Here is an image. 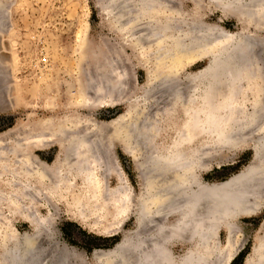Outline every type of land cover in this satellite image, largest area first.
<instances>
[{
	"label": "bare ground",
	"instance_id": "6f19581e",
	"mask_svg": "<svg viewBox=\"0 0 264 264\" xmlns=\"http://www.w3.org/2000/svg\"><path fill=\"white\" fill-rule=\"evenodd\" d=\"M115 1L110 0V6L119 4L120 8L117 11H114L115 7L109 9L112 16L108 19L110 23H121V28L126 27L125 32L139 34L138 43L145 41L154 46L148 63L156 60L160 67V63L166 64L163 67L168 70L163 68L165 72L160 70L152 78L154 86L165 89L163 99L160 98L163 102L157 104L154 111L152 108L149 111L141 106L140 101L132 99V107L126 114L112 122H118L120 129L114 136L113 131L109 133L107 130L109 124H93L92 119L79 116L77 111H90L97 101L98 105H110L117 100V95L113 100L111 95L118 86L113 81L108 82V75L98 83L93 81V76L84 75L85 83H81L77 98L72 91V98L65 107L71 114L68 121L64 120L57 127L39 129L23 146L19 143V147L18 144H11L9 148H0V182L3 184L0 183V231L10 230L11 218L6 215L13 213L31 217L33 226L43 225L45 217L42 220L36 216L34 208L40 196L49 200L72 195L77 213L82 215L88 210L89 201L94 200L93 194L95 197L99 194L102 204L97 206L100 208L114 198L119 203L118 210L112 215L116 217L127 213L133 201L138 232L126 234L114 249L97 251L94 257L102 264H230L243 245L241 243L234 248L235 239L232 240V237H236V219L253 217L264 209V68L256 65L253 68L255 61H248L252 57L248 55L249 51L254 55L255 43L244 35L220 40L219 30L212 37L214 30L199 23L196 17L193 21L183 14L158 18L153 13L163 9V0ZM171 1L168 0L170 5ZM214 1L222 9L228 7L229 10L225 11L241 24L263 23L264 0ZM4 6L0 2V18L5 13ZM192 48H210L211 62L200 72L181 77L180 69L176 68L181 60L177 64L176 60H179L178 55L187 54ZM256 78L260 82L255 88L257 93L252 107L249 110L235 109V103L232 107L233 99L241 97L242 89H246L247 84L251 86V80ZM122 79L120 77V81ZM122 87L117 89L120 91ZM147 95L148 91L144 96ZM156 99L153 97L154 103ZM165 106L172 111L179 107L181 114L180 118L174 116L170 147H160L155 143L157 128L161 125L158 116L163 115ZM113 140L128 146H123L124 152L136 157L132 156V159L141 182V193L136 203L126 185H121L123 181L119 180L120 184L112 190L107 187V182L102 185L111 171L112 161L108 163V160ZM248 141H251L250 147L254 152L250 166L226 181L213 184L202 182L198 173L207 167L206 159L211 157L212 152L233 151L246 146ZM53 145L57 146L54 153L49 151ZM37 151L42 156H38ZM50 157L51 162L44 160ZM99 168L104 170L101 177ZM78 183L83 186L81 196H76L75 192ZM83 195L86 200H82ZM17 202L20 208L14 210L12 205ZM1 222L6 226L3 229ZM113 222H117L116 218ZM152 222L155 224L148 234V224ZM220 228L226 231L229 246L233 241L231 246L234 250L228 251L230 247H223L217 241ZM259 231L262 235L251 247L244 264H264V230ZM39 234L41 232L36 231L34 235L18 238L8 231L6 239L0 240V264H51L54 249L42 256L43 261L38 260V256L45 252L38 248L42 239ZM175 240L187 244V249L179 257L172 250ZM66 249L55 255V264H69L70 251Z\"/></svg>",
	"mask_w": 264,
	"mask_h": 264
},
{
	"label": "rangeland",
	"instance_id": "374dc122",
	"mask_svg": "<svg viewBox=\"0 0 264 264\" xmlns=\"http://www.w3.org/2000/svg\"><path fill=\"white\" fill-rule=\"evenodd\" d=\"M0 2L6 5L4 6L5 13H2L3 16L1 15L0 18V148H9L11 144H18V147L20 144L23 146L39 129L57 127L61 122L63 124L64 120L68 121L71 114L65 107L72 98V91L75 92L77 98V92H79L81 83H85L86 76H93V81L100 82L101 78L108 75L106 78L110 79L109 83L113 81L117 84V88L123 86L120 91L117 88L112 90V100L116 95L117 100L110 105H98L97 101L90 111L84 109L77 111L79 116L92 119L93 124H109L107 130L109 133L113 131L114 136L119 133L120 129L118 122L113 124L112 122L126 114L130 106L132 107L133 103H130L132 99L140 101L141 106L147 107L149 111L151 108L154 111L157 104H161L160 98L165 89L162 86L158 88L154 86L155 80L152 78H155L160 70L163 71L166 64L160 63L162 66L160 67L155 58V61L148 63L147 60H150L154 46H150V43L145 41L138 43L139 34L130 35L125 32L126 27L121 28V23H110L108 19L112 16H110L109 9L115 7L114 11H117L120 8L119 4L111 7L110 0H0ZM171 2L170 5L168 0H163V9H157L153 14L158 18H164L168 14L172 17H179L183 14L189 21H193L196 17L199 23L214 30L212 37H215L214 35H217V30H219L220 40L223 41L231 39L230 37L236 39L240 35L247 36L255 43L254 48L256 47L253 51L255 56L249 51L248 55H251L252 59L249 58L248 61H255L252 63L253 68L255 65L264 68V18L263 23L241 24L235 16L225 11L229 10L228 7L222 9L214 0H172ZM169 5L173 6L172 13ZM210 47H212L211 44ZM196 49L188 51L187 54L182 53L181 57L178 55L179 60H176V64L180 60L181 62L176 68L180 69L181 77L185 74H196L210 64L211 56L208 54L210 48H207V51ZM252 66L250 63V67ZM103 74H105L104 77ZM120 77H123L121 80L123 82L120 81ZM259 82V78L251 80V86L247 84L246 89L240 92L242 96L231 101L232 107L235 103V109L249 110L256 98L255 88ZM152 83L154 88L151 86ZM146 91L148 95L145 97ZM148 96L151 97L148 98ZM153 97L157 98L155 103ZM236 105H238L237 108ZM178 109L179 107H176L172 111L170 108L166 109L165 106L163 115L158 116L161 125L157 128L155 143L160 147H170L171 130L175 125L174 116L180 118L181 115ZM251 141H248L246 146L233 151L212 152L211 157L206 159L207 167L199 170L198 174L202 182L206 184L222 182L238 173L239 170L250 166L254 154L250 147L252 146ZM123 146L118 140H113L112 148H110V156L112 154L113 157L109 156L110 160H108V163L112 161L111 171L107 180L102 181V185L105 186L107 182V187L112 190L120 184L119 180L123 181L121 185H126L128 193H131V198H134L136 203L141 193V182L132 159V156L136 157L125 153ZM56 150L57 146L53 145L49 151L54 153ZM36 154L42 156L40 151ZM44 160L51 162L52 159L50 157ZM111 166L114 167V171ZM103 168L102 166L101 169ZM103 171L99 168V175ZM4 187L7 186L4 185ZM82 187V183H78L77 190H75L76 196L82 195L80 192V189L83 190ZM71 196L59 199L49 198V200L40 196L39 200H36L34 207L36 216L41 217L42 220L45 217L43 225H31V217L26 215L17 213L6 215L11 218V227L10 230L0 231V240L6 239L8 231L18 238L28 237L40 231L45 236V240L39 243L38 248L41 252H45L38 256L39 261H43L46 252L51 249H54V254L58 255L67 248L66 250L70 251L69 264H99L100 261L94 257L97 251L110 250L126 234L132 235L137 232L133 201L131 202L132 209L116 217L112 216L119 207L116 199L109 200L106 203L107 206L100 208L97 206L102 204L98 197L99 194L97 197L93 194L94 200L89 201L88 210L86 209L84 214L80 215L77 213L78 208ZM82 198L86 200L84 195ZM18 202L21 206V201ZM18 202L12 205L14 210L20 208ZM115 218L117 222L111 223ZM172 219L173 217L170 218ZM236 221L237 227L234 230L236 237H232V240L235 239L234 248L239 247L241 243L243 245L230 264H244L251 247L258 240L259 235H262L259 230H264V209L253 217H241ZM154 224L155 222L148 224L147 233L151 231ZM5 227L3 223L2 229ZM218 240L223 247L225 245L230 247L228 251L234 250L231 246L233 241L231 240L230 246L227 244L226 231L222 228L219 229ZM186 249L187 244L180 240L173 242L172 250L175 256L183 255ZM55 255H52L51 260L46 257L51 264L56 262L57 256Z\"/></svg>",
	"mask_w": 264,
	"mask_h": 264
},
{
	"label": "water",
	"instance_id": "95a60500",
	"mask_svg": "<svg viewBox=\"0 0 264 264\" xmlns=\"http://www.w3.org/2000/svg\"><path fill=\"white\" fill-rule=\"evenodd\" d=\"M253 153H254V152H253ZM239 171H240V170H239ZM239 171H238V172H239ZM230 177H231V176H230ZM230 177H228L227 179H229ZM225 181H226V180H225ZM41 236H42L41 241L44 242V240H45V236H43L42 234H41ZM123 239H124V237H122V240H121V241H123ZM121 241H119L118 243H116L115 246H118V245L121 243ZM115 246H114V247H115ZM112 249H114V248H112Z\"/></svg>",
	"mask_w": 264,
	"mask_h": 264
}]
</instances>
